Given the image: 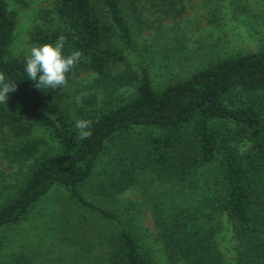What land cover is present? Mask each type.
<instances>
[{
    "label": "trees",
    "instance_id": "1",
    "mask_svg": "<svg viewBox=\"0 0 264 264\" xmlns=\"http://www.w3.org/2000/svg\"><path fill=\"white\" fill-rule=\"evenodd\" d=\"M139 1L54 0L58 24L31 31L32 46L54 44L63 35L64 55L82 53L68 83L83 71H93L109 82L134 88L121 101L90 109L86 120L92 122V135L78 140L64 105L65 91L37 89L25 71L26 56L11 54L16 17L7 1L0 0V72L16 83L7 104L0 103V129L9 126L15 134H23L43 127L60 147L34 158L16 187L0 178V245L7 229L60 186L79 208L111 228L100 264H152L135 226L88 200L81 190L109 147L140 134L141 168L176 177L204 165L215 169L212 199L159 218L170 264H226L214 240L220 229L217 213L222 212L233 225L237 263L264 264V43L255 51L213 59L189 76L155 86L149 67L134 69L125 52L134 46L133 18L139 16ZM180 2L157 4L176 10ZM117 64L125 68L113 75ZM243 141L249 144L245 153L237 146ZM134 177L126 170L111 181L108 192L125 190Z\"/></svg>",
    "mask_w": 264,
    "mask_h": 264
},
{
    "label": "rangeland",
    "instance_id": "2",
    "mask_svg": "<svg viewBox=\"0 0 264 264\" xmlns=\"http://www.w3.org/2000/svg\"><path fill=\"white\" fill-rule=\"evenodd\" d=\"M6 1L16 17L11 54L27 56L32 47L31 31L37 26L52 28L58 24L54 0ZM157 1L137 3L139 16H132L134 46L125 50L134 69L149 67L155 86L189 76L213 59L255 51L264 43V0H181L176 10H167ZM124 68V64L114 65L112 74ZM63 90L64 105L76 122L86 119L94 107L127 98L134 88L83 71ZM140 144L141 135L136 134L109 147L81 190L88 200L121 214L135 226L152 264H170L160 234L163 220L159 218L195 209L212 199L217 187L215 169L204 165L185 177H176L141 168ZM237 146L245 153L249 144L243 141ZM59 150L57 141L43 127L15 134L5 126L0 129V178L16 187L34 158ZM126 170L135 175L132 184L110 194L107 187ZM217 214V248L226 264H238L233 225L225 212ZM110 232L102 219L79 208L69 192L57 186L26 218L6 230L0 245V264H100L108 250L105 240Z\"/></svg>",
    "mask_w": 264,
    "mask_h": 264
},
{
    "label": "clouds",
    "instance_id": "3",
    "mask_svg": "<svg viewBox=\"0 0 264 264\" xmlns=\"http://www.w3.org/2000/svg\"><path fill=\"white\" fill-rule=\"evenodd\" d=\"M66 37L61 35L54 44L32 46L25 58V71L28 79L35 82L37 89H63L68 84V74L79 63L82 53L79 50L64 55L63 48ZM16 91V83L6 80L5 74L0 72V103H6L8 94ZM91 121L78 119L75 122L77 139L85 140L91 135Z\"/></svg>",
    "mask_w": 264,
    "mask_h": 264
}]
</instances>
